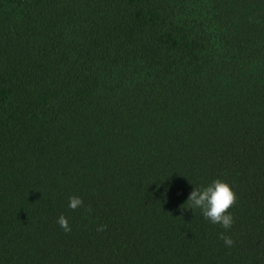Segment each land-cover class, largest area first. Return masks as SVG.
I'll return each instance as SVG.
<instances>
[{
	"label": "trees",
	"instance_id": "trees-1",
	"mask_svg": "<svg viewBox=\"0 0 264 264\" xmlns=\"http://www.w3.org/2000/svg\"><path fill=\"white\" fill-rule=\"evenodd\" d=\"M0 264H264V0H0Z\"/></svg>",
	"mask_w": 264,
	"mask_h": 264
},
{
	"label": "clouds",
	"instance_id": "clouds-1",
	"mask_svg": "<svg viewBox=\"0 0 264 264\" xmlns=\"http://www.w3.org/2000/svg\"><path fill=\"white\" fill-rule=\"evenodd\" d=\"M187 207H181L182 210L199 209L203 217L213 224L220 225L223 229H231L234 219L228 210L236 203V194L230 185L221 180L215 179L207 186L202 188H193L187 197ZM83 201L78 196L69 197V208L76 210L82 206ZM57 223L65 232H70L71 227L67 218L61 214L57 218ZM104 225L98 226L97 230H104ZM224 244L231 247L234 241L230 236L223 232L219 234Z\"/></svg>",
	"mask_w": 264,
	"mask_h": 264
}]
</instances>
